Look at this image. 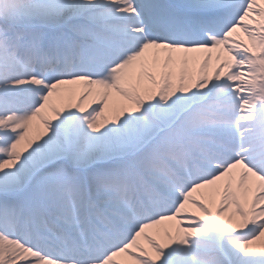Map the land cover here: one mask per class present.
Instances as JSON below:
<instances>
[{
  "label": "snow or ice",
  "instance_id": "snow-or-ice-1",
  "mask_svg": "<svg viewBox=\"0 0 264 264\" xmlns=\"http://www.w3.org/2000/svg\"><path fill=\"white\" fill-rule=\"evenodd\" d=\"M0 264H264V0H0Z\"/></svg>",
  "mask_w": 264,
  "mask_h": 264
}]
</instances>
